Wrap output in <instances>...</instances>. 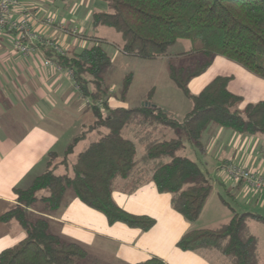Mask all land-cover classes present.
I'll list each match as a JSON object with an SVG mask.
<instances>
[{"label":"trees","instance_id":"trees-1","mask_svg":"<svg viewBox=\"0 0 264 264\" xmlns=\"http://www.w3.org/2000/svg\"><path fill=\"white\" fill-rule=\"evenodd\" d=\"M102 1L108 11L93 13L91 23L119 33L122 53L156 59L166 56L178 39H186L188 53L202 55L193 65H175L169 60L168 77L191 102V109L178 120L147 100L132 107L111 106L106 79L114 66L103 48L104 40L93 38L90 46L71 53L57 52L34 40L56 66L69 71L81 95L92 102L93 121L67 144L62 155L49 152L46 168L27 187L14 188L16 204L0 220H17L24 237L0 251V264H90L87 249L52 233L45 217L62 206L68 190L101 212L109 224L150 228L153 218L132 214L114 201L118 178L133 179L136 187L150 173L156 190L171 194L173 209L194 222L212 190V180L198 162L182 154V135L201 152L202 137L210 125L240 134H264V100L239 108L243 97L228 89L229 76H215L197 94L188 86L209 68L215 56L264 79V0ZM132 78L131 73L123 76L119 100L126 98ZM93 131L98 137L70 162L77 143ZM137 145L143 148L140 155ZM30 208L36 211L32 217L28 216ZM249 219L264 221L255 213L233 211L230 220L218 228L188 230L176 246L183 251L217 249L229 264H260L258 239L249 231ZM134 264L164 262L152 257Z\"/></svg>","mask_w":264,"mask_h":264},{"label":"crops","instance_id":"crops-1","mask_svg":"<svg viewBox=\"0 0 264 264\" xmlns=\"http://www.w3.org/2000/svg\"><path fill=\"white\" fill-rule=\"evenodd\" d=\"M20 2L34 13L33 28H40L43 35L53 38L66 50L90 46L93 38L106 42L103 31L110 27H95L91 23L93 13L108 11L102 0H50L49 3L45 0V6L52 7L57 13L58 19L52 28H43L39 24L44 16L39 0ZM104 33L111 32L106 30ZM12 40V35H0V216L15 206L14 188L27 187L46 168L49 152L62 155L67 144L93 120V114L90 118L87 112V109L91 110L89 101L76 88L69 71L56 66L37 41L28 53L23 54L12 47ZM104 43L103 48L109 54ZM121 43V35L111 43L114 48L111 53L113 73L115 61L121 55L122 59L129 57L120 51ZM44 60L50 63L44 64ZM217 75L230 77L228 89L243 97L239 108L248 102L264 100V79L222 56H215L209 68L189 82L190 91L199 93ZM132 81L126 98L122 101L110 98L111 106L132 107L147 100L178 120L191 109V102L177 98L179 96L175 94L173 97L172 94L162 96L155 84L142 93L138 103L130 104ZM109 83L111 90L116 88L115 83ZM167 86L172 87L171 84ZM67 108L69 111L65 110ZM97 137L94 131L89 132L77 143L69 161L73 162L77 154ZM202 144L203 150L193 160L204 167L205 172L211 171L212 190L194 222H188L173 209L171 194L159 193L147 172L136 187L133 179H116L112 197L126 211L153 218L154 224L150 228L143 230L123 222L109 224L101 212L85 205L68 190L62 206L45 214L50 231L82 244L88 251L90 264H134L152 257L160 258L164 264H224L223 255L217 249L183 251L176 242L190 229L218 228L230 220L233 211L264 217V189H252L245 181H234L225 170V164L232 162L264 174V134H240L210 125L203 134ZM191 147L189 143L185 145V149ZM142 149L137 145L139 155ZM28 213L34 215L36 211L30 208ZM221 218L227 221L222 222ZM252 221L263 224L264 221L248 220L249 231L255 235ZM23 237L24 231L17 220H0V251ZM259 263L264 264L260 256Z\"/></svg>","mask_w":264,"mask_h":264},{"label":"rangeland","instance_id":"rangeland-1","mask_svg":"<svg viewBox=\"0 0 264 264\" xmlns=\"http://www.w3.org/2000/svg\"><path fill=\"white\" fill-rule=\"evenodd\" d=\"M47 1H48V3L50 2V0H47ZM39 2H40V5L41 4L43 5L42 6L43 8L42 7L40 8V10L44 14L43 18L47 14L50 13V14H53L55 16L56 22H57L58 18H57L56 11L52 7L45 6L47 4V2H45V0H39ZM58 3H60V1ZM104 4H106V3L104 2ZM59 9L61 10L62 8L59 7ZM107 10H108V8H107ZM61 15H64V14L62 13ZM59 22H61V21H59ZM106 30L108 32H111V33H104ZM105 31H103V34H105V36H106V42H105L106 44L104 43V46L105 47L107 46L106 48H108V52L111 55L110 56V58H111V57H113L111 53H113V49H114L112 44H111L112 40L113 41L118 40V38H120V35L118 33H116L113 29H110V28L105 29ZM108 34H110L111 36L108 37L107 36ZM57 43L59 44V46H61L62 50L64 49L66 51V53H71L72 51L75 50V49L66 50L67 48L65 46L63 47L59 42H57ZM189 49H190V43L188 40L178 39L173 45H171L167 49L166 56H163L164 58L146 59V58H141V57L129 56V57H126L125 59H122L123 57H121V56H123V55H121L120 58L115 61L114 73L112 72L113 74L111 76L107 77V79H106V82L109 85L108 91L111 95V98L118 99V93H119L121 80L125 74L131 73L132 76L134 77V81H132V88L130 91V102H131L130 104L138 103L137 102L138 98L141 97L142 93L145 90L149 89L150 85H152V84L156 85L157 90L158 91L160 90L159 93L162 96H165V95L168 96V95L172 94V97H173L174 96L173 94H175L176 97L179 96L177 98H182V100H187V102H190L168 77V64H169L168 61L169 60L175 65H183L184 66V65H193L196 61L203 59L202 55H200V54L188 53ZM110 81H112V83L116 84L115 89L113 88L111 90V87H110L111 85L109 83ZM114 81H116V82H114ZM167 84H171L172 87L167 86ZM90 104H92V102L89 101L88 106H90ZM99 105H100V103H99ZM65 110L69 111V108H67ZM87 112L90 115V118H92V111L87 109ZM89 124H91V123H89ZM85 126H87V125H85ZM182 138H183L185 145L188 144L184 135H182ZM191 148L192 149H188V148L184 149L182 154L189 157L190 159H193V157L196 155L199 156L198 154H200V153L194 147H191ZM201 168L204 170V167H201ZM141 171L138 173V175H140L142 173ZM204 171H206V170H204ZM206 173L208 175H211L210 170H208V172H206ZM227 201L236 210H238L236 208V204L233 203V201H231L228 198H227ZM238 211H240V210H238ZM28 216L32 217L33 214L28 213ZM221 219H223L222 222L227 221V220H224L226 218H221ZM218 221H220V220H218ZM198 222H201V221H198ZM252 222L254 223V225L252 227V232L259 238L258 253H259L261 261H263L264 260V224L256 222V221H252ZM216 223H218V222H216ZM223 258H224L223 259L224 264H229V260L225 256H223Z\"/></svg>","mask_w":264,"mask_h":264},{"label":"built area","instance_id":"built-area-1","mask_svg":"<svg viewBox=\"0 0 264 264\" xmlns=\"http://www.w3.org/2000/svg\"><path fill=\"white\" fill-rule=\"evenodd\" d=\"M34 20V13L27 6L21 4L19 0H0V35H12V47L15 50L26 54L32 47L34 40H37L41 44L50 46L55 51L61 53L63 50L56 41L50 37L44 36L42 38L41 29L36 30L33 28ZM39 24L43 28H52L56 24V18L53 14L49 13L41 19ZM72 32L76 33L74 29ZM49 63V60H44V64ZM226 172L234 181H245L249 188L264 189L263 173H256L241 164L232 162H229L227 165Z\"/></svg>","mask_w":264,"mask_h":264}]
</instances>
